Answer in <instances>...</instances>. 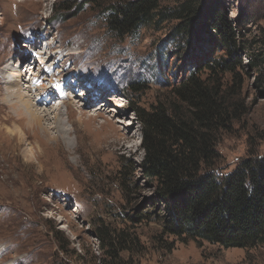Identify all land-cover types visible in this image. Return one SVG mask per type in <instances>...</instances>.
<instances>
[{
    "label": "rangeland",
    "instance_id": "1",
    "mask_svg": "<svg viewBox=\"0 0 264 264\" xmlns=\"http://www.w3.org/2000/svg\"><path fill=\"white\" fill-rule=\"evenodd\" d=\"M63 1L67 10L59 15ZM125 1L0 0V264H264L262 244L227 249L166 233L155 183L141 168L139 112L167 104L171 87L224 52L191 26L176 37L180 21L166 16L188 0H158L161 15L138 32L114 33L108 6ZM189 1L201 10L214 2L240 31L241 120L220 132L216 145L214 171L227 174L247 158L264 157V0ZM26 38L40 41V50L51 43L63 56L52 60L56 68L46 83L53 88L62 76L70 78L72 96L64 103H73L56 107L55 95L64 93L54 89H45L43 99L53 92L47 106L59 110L65 136L51 128L55 111L44 122L47 130L29 127L2 101V72ZM230 75L226 89L233 87ZM150 210L155 216H141Z\"/></svg>",
    "mask_w": 264,
    "mask_h": 264
},
{
    "label": "trees",
    "instance_id": "2",
    "mask_svg": "<svg viewBox=\"0 0 264 264\" xmlns=\"http://www.w3.org/2000/svg\"><path fill=\"white\" fill-rule=\"evenodd\" d=\"M97 1L84 0L83 5ZM117 3L108 6L107 25L122 36L138 32L162 13L158 0ZM211 4L201 10L188 0L166 16L180 21L176 37L188 35L191 26L197 38H206L224 54L195 66L198 71L171 87L167 104L157 102L139 112L141 168L155 183L166 233L181 242L247 249L264 245V157L247 158L227 174L214 171L220 132L241 120L236 101L240 95L235 91L242 82L235 71L242 64L240 31L218 5ZM63 5L64 1L59 15L67 10ZM200 71L205 75L200 76ZM227 75L233 77L230 89L225 86ZM154 213L150 210L141 216L153 217Z\"/></svg>",
    "mask_w": 264,
    "mask_h": 264
},
{
    "label": "bare ground",
    "instance_id": "3",
    "mask_svg": "<svg viewBox=\"0 0 264 264\" xmlns=\"http://www.w3.org/2000/svg\"><path fill=\"white\" fill-rule=\"evenodd\" d=\"M25 40H26L25 43H22L21 45H19V48L15 49L16 50L15 59L12 62H14V64L16 63L17 64L15 66H13L14 65L13 64L10 68H5V70H3L2 72V75L5 78V81L3 84L5 85V89H6V94L2 96V101L11 110L10 112L13 113L14 116H16L17 120L26 118L27 125H29V127H34L35 125L41 129L47 130L44 127L45 125L44 122L46 120L48 121V119H50V116H49L50 113H53L55 111L56 114L54 117V123L51 124L52 126L51 128L55 130L60 136H65L68 133H67V129L64 128V126L60 122V116L58 113L59 110L54 107L53 112H51L50 111L51 109L47 106L48 103L51 102L52 97H53L51 96L50 97L51 100H50L48 99L49 95L53 94V92H49V95L46 96L47 99L45 100L43 99V96L46 95L49 90L53 91L54 89L55 92L61 91L62 93H64L62 94L63 97L59 96L61 98V101L56 103V107H57L63 101V103L59 105L61 107V106H66L67 104H65L66 102L64 103V100L66 98H67L66 100H68L69 99L68 96H72L70 95V91L68 90L69 89L68 82L70 78H67L66 76L65 77L62 76L61 78L56 80L57 83L59 82H62V83L57 84V85L54 84L53 88L51 86H48L49 83L48 84L46 83V81L47 80L49 81L51 76H53V72L56 68V63H53L52 60H55L58 62L63 61V56L60 57L61 51L54 49L55 46L51 47L50 46L51 43L45 44L44 45L45 48L40 50V47H39L41 45L40 41H38L37 39L33 41H29L28 38H26ZM20 46H25L24 50L20 49ZM36 49L39 50L38 56H36L34 52L30 53V51L36 52ZM22 53H24V55ZM27 62H28L27 64L28 66H26V69L29 67V70H30L29 71L30 79H28L29 84L27 83L28 81H26V79L28 78L27 77L28 75L23 73L22 71L24 68L23 65L26 64ZM41 64L45 65L46 68L45 70L43 69L42 71L43 74L38 76V74L36 73V70L42 67ZM25 71L28 72L27 70ZM60 71H64V70H60ZM76 72L74 73L76 74ZM33 77H36L34 81L31 80ZM50 84H52V82ZM45 89L47 90L46 93H45ZM75 89H76V86H75ZM65 93H67V95ZM92 93L93 92L89 94H92ZM31 95H34V96L31 97ZM87 97L88 96H86V98ZM72 103H68L67 107H70ZM98 106H99V110H103V111L105 110V108H103L101 103L98 104ZM95 107H97V105H94V109ZM51 128L49 127V129ZM52 138L54 139V137ZM126 138H129V137H125V139ZM123 148H125V145L123 143L119 144V149L122 150Z\"/></svg>",
    "mask_w": 264,
    "mask_h": 264
}]
</instances>
